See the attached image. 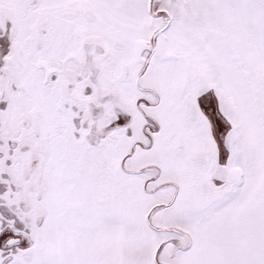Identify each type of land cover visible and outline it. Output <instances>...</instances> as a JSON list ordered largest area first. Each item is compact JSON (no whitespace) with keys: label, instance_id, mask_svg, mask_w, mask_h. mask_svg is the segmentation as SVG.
<instances>
[{"label":"snow or ice","instance_id":"6c2138e0","mask_svg":"<svg viewBox=\"0 0 264 264\" xmlns=\"http://www.w3.org/2000/svg\"><path fill=\"white\" fill-rule=\"evenodd\" d=\"M0 264H264V0H0Z\"/></svg>","mask_w":264,"mask_h":264}]
</instances>
